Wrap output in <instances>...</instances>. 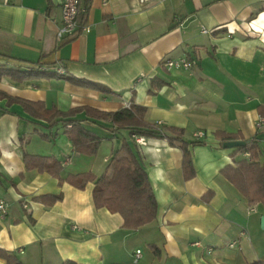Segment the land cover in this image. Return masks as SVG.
<instances>
[{
	"label": "crops",
	"instance_id": "0c3cea01",
	"mask_svg": "<svg viewBox=\"0 0 264 264\" xmlns=\"http://www.w3.org/2000/svg\"><path fill=\"white\" fill-rule=\"evenodd\" d=\"M61 2L0 0V67L64 72L0 79V198L9 202L0 215V250L23 264H264V204H250L222 173L248 154L223 147L214 134L256 137L264 162V123L256 125L264 117V0H80L86 9L79 21L89 30L58 39ZM180 57L192 66L164 64ZM130 104L144 107L148 122L182 128L188 142L204 132L201 143L188 144L191 178L184 177L181 148L166 138L139 144L128 129L111 132L109 122L81 112L103 137L86 155L74 149L69 127L48 119L75 106ZM124 139L157 201L156 217L135 230L123 227L119 213L95 206L93 182L78 188L64 179L111 172ZM26 153L60 160V179L27 167ZM50 194L60 198L41 199ZM0 264H8L1 255Z\"/></svg>",
	"mask_w": 264,
	"mask_h": 264
},
{
	"label": "trees",
	"instance_id": "16d2710c",
	"mask_svg": "<svg viewBox=\"0 0 264 264\" xmlns=\"http://www.w3.org/2000/svg\"><path fill=\"white\" fill-rule=\"evenodd\" d=\"M79 14L81 18L86 9L79 0ZM55 67L39 68L0 67V79L7 76L15 81H23L39 77H62L64 72H57ZM95 86V84H90ZM28 104L26 100H20ZM83 112L86 118L103 120L110 123L109 130L117 131L126 128L133 136L150 138H166L171 144L181 148L183 153L182 169L186 179L194 175L191 153L188 144H198L201 140L188 142L183 138V129L169 126L160 122H148L144 119V107L130 104L118 110H102L91 106H75L66 111L54 110L48 119L61 122L67 129L68 137L74 149L86 155L96 152L102 138L78 117ZM215 137L221 142L236 138L235 135L223 131H215ZM246 152L247 157L227 165L222 169L223 175L232 182L247 198L250 204H264V162L259 160V142L256 137L246 139L245 144L236 148ZM27 167L46 170L54 176L60 177L62 162L50 155H24ZM60 179V178H59ZM78 188H84L88 182H93L92 197L96 207H106L111 212H117L123 219V227L135 230L139 226L152 221L157 213V201L150 184L148 175L142 166L139 156L127 140H122L121 147L111 158V172L96 175L91 171L69 173L64 178ZM60 195H43L41 199L54 202ZM8 264H23L16 256L0 250ZM59 264H81L72 259H65ZM253 264H260L254 262Z\"/></svg>",
	"mask_w": 264,
	"mask_h": 264
},
{
	"label": "built area",
	"instance_id": "2783aa9c",
	"mask_svg": "<svg viewBox=\"0 0 264 264\" xmlns=\"http://www.w3.org/2000/svg\"><path fill=\"white\" fill-rule=\"evenodd\" d=\"M79 0H62L61 2V24L57 27L56 30V37L58 39L63 38L64 36H71L74 35L78 30L81 31H88L89 26L85 23H81L78 18L79 14ZM201 27V32H207L208 29L205 28L203 25ZM164 64L167 68H185L188 69L192 66V62L185 57L180 58H173V59H166ZM57 72L61 73L62 68L61 66H55L54 68ZM264 123V117H259L256 121L257 126H261ZM195 138H203L204 132L198 130L195 132ZM136 142L139 144H144L145 139L143 136H136L133 135ZM23 206L27 207V203L23 202ZM9 202L3 198H0V215H5L8 211ZM76 227V226H74ZM21 251V250H20ZM140 253V250H136L134 261L137 260V257Z\"/></svg>",
	"mask_w": 264,
	"mask_h": 264
},
{
	"label": "water",
	"instance_id": "95a60500",
	"mask_svg": "<svg viewBox=\"0 0 264 264\" xmlns=\"http://www.w3.org/2000/svg\"><path fill=\"white\" fill-rule=\"evenodd\" d=\"M245 144L242 139H230L222 142L223 147H239ZM261 227H264V215L260 217Z\"/></svg>",
	"mask_w": 264,
	"mask_h": 264
}]
</instances>
